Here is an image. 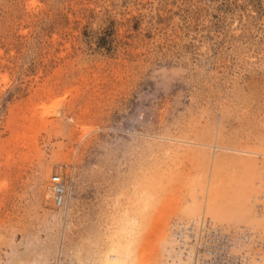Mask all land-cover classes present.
Returning a JSON list of instances; mask_svg holds the SVG:
<instances>
[{"label":"rangeland","instance_id":"1","mask_svg":"<svg viewBox=\"0 0 264 264\" xmlns=\"http://www.w3.org/2000/svg\"><path fill=\"white\" fill-rule=\"evenodd\" d=\"M0 182V264H264V0H0Z\"/></svg>","mask_w":264,"mask_h":264},{"label":"built area","instance_id":"2","mask_svg":"<svg viewBox=\"0 0 264 264\" xmlns=\"http://www.w3.org/2000/svg\"><path fill=\"white\" fill-rule=\"evenodd\" d=\"M51 179L53 183L55 184L54 192H55L56 202L60 203L62 200V195H63V187L61 184V169L59 166H54L52 168Z\"/></svg>","mask_w":264,"mask_h":264},{"label":"bare ground","instance_id":"3","mask_svg":"<svg viewBox=\"0 0 264 264\" xmlns=\"http://www.w3.org/2000/svg\"><path fill=\"white\" fill-rule=\"evenodd\" d=\"M24 133V132H23ZM21 136V135H20ZM24 138V137H23ZM27 139V138H26ZM1 183V182H0ZM110 264H115V262H112V263H110Z\"/></svg>","mask_w":264,"mask_h":264}]
</instances>
